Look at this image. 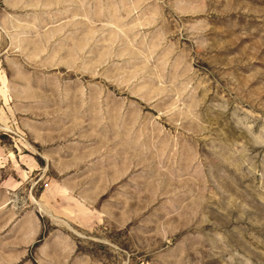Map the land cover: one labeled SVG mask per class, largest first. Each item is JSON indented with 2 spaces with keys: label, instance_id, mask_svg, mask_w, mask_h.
I'll return each mask as SVG.
<instances>
[{
  "label": "rangeland",
  "instance_id": "1",
  "mask_svg": "<svg viewBox=\"0 0 264 264\" xmlns=\"http://www.w3.org/2000/svg\"><path fill=\"white\" fill-rule=\"evenodd\" d=\"M31 92L49 116L0 108V264H264V0H0V96Z\"/></svg>",
  "mask_w": 264,
  "mask_h": 264
},
{
  "label": "crops",
  "instance_id": "2",
  "mask_svg": "<svg viewBox=\"0 0 264 264\" xmlns=\"http://www.w3.org/2000/svg\"><path fill=\"white\" fill-rule=\"evenodd\" d=\"M21 81V80H20ZM23 83V79L21 81ZM28 83V82H25ZM32 83V82H31ZM39 95L37 93L30 94H22V93H11L7 100L0 96V108L5 112L7 118L12 119L15 118L18 120L19 118H38L40 117V112H46L45 114L49 116V111L51 108L48 106L46 111L43 108L39 107ZM1 113V112H0ZM24 124L21 123V126ZM46 125L45 130L40 128V125L36 123L34 126L30 127V132L33 135V138L36 141H41L42 143H49V139L54 140L53 133L56 132L53 127ZM25 126V125H24ZM27 127V126H26ZM59 132V130H58ZM51 134V136H50ZM22 146V154L15 153L14 161L10 156L4 159L6 166H2V169L11 168L13 169L12 177L8 176L2 182V187L6 189L7 192H34V185L30 184L32 180L31 175L33 173H37L40 171L37 168V164L34 161V157L31 155H23L25 154L26 148ZM21 150V148H19ZM6 155V153H3ZM53 160L50 158L47 159V164H54ZM15 165V166H14ZM18 167V168H17ZM20 168V169H19ZM26 169V171H22ZM70 169L69 167L65 168V170ZM48 187L46 190H48ZM50 192H54L49 190ZM53 212H62L60 208H55ZM8 233H12V238L10 239V246L19 248V247H29L31 244L35 243L40 235L43 232V226L37 217L34 211H25L24 214L20 215L14 223L8 229ZM64 234L61 232H52L48 235V238L51 240L52 245V253L54 254L53 259H63L64 261H69L73 257L75 253V247L71 243H66V239L64 238Z\"/></svg>",
  "mask_w": 264,
  "mask_h": 264
},
{
  "label": "built area",
  "instance_id": "3",
  "mask_svg": "<svg viewBox=\"0 0 264 264\" xmlns=\"http://www.w3.org/2000/svg\"><path fill=\"white\" fill-rule=\"evenodd\" d=\"M49 184H45V187L47 188Z\"/></svg>",
  "mask_w": 264,
  "mask_h": 264
}]
</instances>
